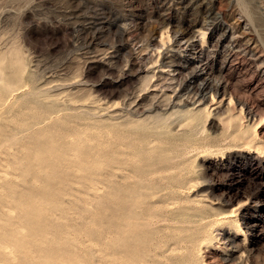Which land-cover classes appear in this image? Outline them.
<instances>
[{"label": "rangeland", "instance_id": "rangeland-1", "mask_svg": "<svg viewBox=\"0 0 264 264\" xmlns=\"http://www.w3.org/2000/svg\"><path fill=\"white\" fill-rule=\"evenodd\" d=\"M0 126L12 151L36 130L86 149L119 137L137 162L164 150L177 174L155 208L237 210L201 254L264 264V0H0ZM84 181L56 189L51 217L70 230L93 203Z\"/></svg>", "mask_w": 264, "mask_h": 264}, {"label": "bare ground", "instance_id": "bare-ground-1", "mask_svg": "<svg viewBox=\"0 0 264 264\" xmlns=\"http://www.w3.org/2000/svg\"><path fill=\"white\" fill-rule=\"evenodd\" d=\"M242 114L241 109L238 117ZM0 128L5 145L0 147V170H20L28 183L19 190L16 181L0 174L5 185L0 193V264H210L201 249L217 239L213 225L236 222L237 210L197 222L187 209H156L155 200L165 195L161 191L173 187L161 182L177 174V163L164 150L137 162L129 159L131 144L119 137L99 139L86 149L55 131L36 130L12 151L17 133ZM86 178L93 203L70 230L51 217L58 203L56 189ZM38 182L41 199L35 197Z\"/></svg>", "mask_w": 264, "mask_h": 264}]
</instances>
